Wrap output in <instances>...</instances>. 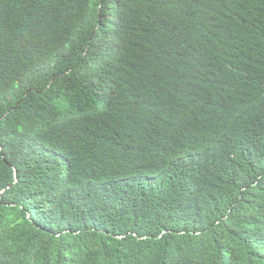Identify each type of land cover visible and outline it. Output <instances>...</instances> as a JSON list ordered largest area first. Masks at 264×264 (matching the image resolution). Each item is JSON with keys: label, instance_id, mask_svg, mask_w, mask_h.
Listing matches in <instances>:
<instances>
[{"label": "trees", "instance_id": "obj_1", "mask_svg": "<svg viewBox=\"0 0 264 264\" xmlns=\"http://www.w3.org/2000/svg\"><path fill=\"white\" fill-rule=\"evenodd\" d=\"M0 264H264V0H0Z\"/></svg>", "mask_w": 264, "mask_h": 264}]
</instances>
